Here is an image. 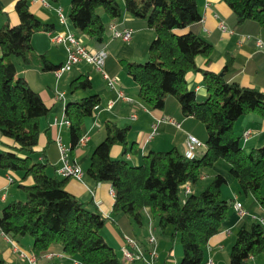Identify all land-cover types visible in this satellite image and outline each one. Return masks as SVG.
<instances>
[{
    "label": "trees",
    "instance_id": "trees-1",
    "mask_svg": "<svg viewBox=\"0 0 264 264\" xmlns=\"http://www.w3.org/2000/svg\"><path fill=\"white\" fill-rule=\"evenodd\" d=\"M10 1L0 0V15ZM224 1L232 9L228 25L247 33L253 43L259 37L264 41V0ZM124 2L125 9L119 0H71L69 15L79 34H85L103 48L107 43L106 33L111 37L112 33L109 23L102 19V11L115 19L113 22L122 18L124 10L128 11L132 18L124 26L134 30L133 36L137 31L150 33L145 60L121 59L126 61L128 73L139 85V99L149 108L172 116L180 126H185L187 120L198 122L203 129L201 139L189 134L198 137L205 150L193 158L176 146L151 150L141 163L133 164L126 158L111 155L113 144L127 143L128 127L110 121L106 123L105 137L91 152L87 173L95 181L112 184L115 201L111 218L121 234L134 237V222L143 223L145 214L150 220L157 217L163 231L172 227L174 232L181 233L180 264H204L209 240L221 230L235 208V199L222 196L228 179L221 172L214 173L200 192L187 191L186 186H195L218 160L225 159L240 192L251 193L254 202L264 210V146L246 152L234 128L236 120L247 112H257L264 118V92L242 85L237 78L238 69L228 61L221 72L202 69L208 95L198 100L196 91L188 85L187 74L198 68L196 57L209 56L214 44L198 32L202 13L197 1ZM15 9L20 21L17 24L7 21L0 27V132L15 143L12 148L0 151V168L22 170L24 176L31 175L34 181L21 184L25 199H13L3 206L0 230L16 240L31 236L33 253L41 264H60L53 260L55 256L46 258L54 244H60L66 255L81 264H124L102 233L109 217L93 200L85 201L69 191V177L49 174L46 164L31 155L39 140L40 118L50 108L40 93L23 76L17 75V64L12 57H20L24 66H39L44 70L54 71L60 64L38 52L32 40L35 32L50 30L53 23L39 18L30 9L28 0H16ZM112 41L126 45L130 40L117 37ZM259 52L264 56L263 49ZM109 58L108 54L106 59ZM91 87L89 74H80L71 80L70 93ZM99 108L101 96L97 93L67 103L65 116L70 120L72 147L83 136L84 118ZM52 143L61 157L57 139ZM182 193L186 194L184 198ZM118 215L120 220L115 221ZM151 230L154 228L150 225ZM261 253H264V223L260 216L249 213L239 219L230 249V264H245ZM63 257L64 254L58 256ZM0 264H9L1 251Z\"/></svg>",
    "mask_w": 264,
    "mask_h": 264
},
{
    "label": "crops",
    "instance_id": "crops-1",
    "mask_svg": "<svg viewBox=\"0 0 264 264\" xmlns=\"http://www.w3.org/2000/svg\"><path fill=\"white\" fill-rule=\"evenodd\" d=\"M28 1L30 9L39 18L45 22L53 23L50 30H40L33 34L34 47L38 52L45 53L53 63H63L67 58L66 47L63 43L55 41L54 37L58 32L69 30L79 34L70 18V8L69 14L66 15L64 8L61 6L65 15V22H62L56 10V4L51 5L50 0H46L49 5H46L42 0ZM51 1L55 2L59 0ZM196 1L202 13L198 32L214 44V48L209 56L200 54L196 57L198 68L189 71L187 74L188 85L196 91L198 100H204L208 95L202 69L221 72L228 61H231L232 66L238 69L237 78L242 85L253 86L264 92V56L259 52L261 50L260 47L251 41L247 33L238 32L235 28L228 25V18L232 14L231 7L224 0ZM15 2L16 0H11L4 7V13L0 15V27L7 21L11 24H17L20 21L18 12L15 9ZM131 18L132 15L124 10L122 18H119L116 22L122 28L125 27L124 23ZM102 19L107 24L115 20L108 14H102ZM222 23H225L227 27H222ZM149 36V32L137 31L133 38L129 42H126V45L122 41L113 42L112 38H106L107 43L105 46L111 58L105 60L103 68L108 73L113 70L114 73L112 74L120 77L119 87L126 96L132 98L131 100L117 97L116 91L109 87L103 70L95 64L86 61H80L74 66L73 73L65 72L68 75L64 73L59 79L52 73L53 70H44L39 66H24L22 62H16L17 75L23 76L30 86L40 93L50 108L49 112L40 118L39 140L31 152L33 159L45 163L49 174L62 176L60 168L64 161L59 157V151L55 144L52 143L53 140L61 138L67 159L70 162L77 163L83 170V177L81 179L74 176L69 177L67 189L85 201L93 200L102 213L106 217H109L102 229V233L115 249H119L122 252V256L125 236L120 233L118 227L113 222L114 220L111 218L113 216L112 208L115 201L112 184L107 181H95L87 173L91 152L106 135V123L113 121L120 126L128 127L127 143L113 144L111 155L115 158H126L133 164L141 163L143 157L151 150H167L176 146L184 152L189 133L196 134L200 139L201 133L203 134V129L198 122L187 120L185 126H178L173 123L172 119L174 118L172 116H168L160 109L149 108L139 99V85L128 73L126 61L121 59L126 57L131 60H145L147 55L145 50ZM86 44L94 49L99 48V44L95 41L93 44L87 42ZM230 57H232L231 60L229 59ZM90 64L96 69H92L89 66ZM118 65L119 67H117ZM86 73L89 74L92 80V87L86 91H78L74 94L70 93L71 80L80 74ZM60 90L64 92V99L57 98V92ZM91 93H97L101 96V108L84 118L82 130L85 141L72 147L70 124L57 123L56 119H62L65 116V108L69 101L79 99ZM111 99H115V102L112 107L108 108ZM234 128L236 133L241 136L242 145L246 152H249L253 148L264 146V118L257 112L251 111L241 115L236 120ZM14 145L13 139L3 136L0 132V151L8 150ZM204 150L205 145L203 144L198 146L196 151L197 154H202ZM228 169L229 163L220 159L209 169V173L202 175L201 180L195 186L189 187L192 191L203 189L209 183V180L212 179L213 174L217 172L224 173L227 176L228 182L233 183L236 179ZM33 181V177L31 175L24 176L22 170L0 168V212L9 201L18 198L23 199L26 192L21 184L29 185ZM227 197L225 196V198ZM231 198L241 201L236 190ZM243 205L251 214L264 218V214L254 212L251 207H248L244 203ZM257 207L263 210L258 204ZM114 218L115 221L120 220L119 215ZM239 219L238 211L236 208H233L228 219L224 221L221 230L209 240L206 255L207 257H212L215 264H230V253L226 255L225 253L228 251H225V248H227L228 240L230 241L229 251L235 242L236 237H232V235L234 229H237ZM150 225L153 226V224ZM125 228V226H122L124 232L127 233ZM153 228L155 227L153 226ZM133 231V236L144 248H147L149 246L147 242L148 236L145 237L137 234L134 223ZM178 242V231L174 232L172 227L166 228L160 238H157L158 257L156 264H179L180 258L183 255V249L177 250L175 246L177 245L179 248ZM33 243L32 237L24 236L16 240L5 235L0 230L1 255L9 264H28L26 255L33 253ZM52 252L64 254L63 258L55 256V259L61 260L59 261L60 264H62V260L65 257L71 260L65 254L60 244H54ZM146 255L149 256L147 252ZM250 259H254L255 264H264V253ZM38 263L41 264V261ZM125 263L147 264L143 259H136Z\"/></svg>",
    "mask_w": 264,
    "mask_h": 264
},
{
    "label": "built area",
    "instance_id": "built-area-1",
    "mask_svg": "<svg viewBox=\"0 0 264 264\" xmlns=\"http://www.w3.org/2000/svg\"><path fill=\"white\" fill-rule=\"evenodd\" d=\"M46 5L49 3L46 0H42ZM57 12L60 16L62 22H65V15L63 14V8L61 6L57 7ZM222 27H227L225 23H222ZM109 29L112 33L113 38H122L124 40H131L134 30L130 27H119V24L116 22L109 23ZM87 36L85 34H76L75 32L69 31H61L55 35L54 40L60 43H63L66 47L67 51V58L66 60L61 63L56 69H54V73L56 78L59 79L65 72H68L72 69L73 66L78 64L80 61H86L92 64H95L98 68L103 70L104 77L107 80V83L110 88L114 89L117 93V97L126 98L131 100V97L125 95L122 89L119 87L120 85V77L118 75L110 74L106 70H104L103 66L105 60L108 56V51L106 46L103 48H91L89 45L86 44L85 39ZM256 44L260 49L264 50V41L262 38H258ZM58 99H64V92L58 91L57 92ZM115 102V99H111L108 104V108L112 107ZM173 123L180 126L175 119H172ZM57 123H66L70 124V120L64 116L62 119H56ZM85 137L82 136L80 142H84ZM57 142L59 144V148L61 151V158L63 159L64 163L60 168V173L63 176L70 177L74 176L78 179L83 177V170L82 168L74 162H70L67 159L65 154V147L61 143V138H57ZM202 145V141L196 137L195 135L188 134L187 142H186V149L184 151L187 157L193 158L196 156L197 147ZM186 190L190 191V187L186 186ZM234 206L238 211L240 218L244 217L245 215L249 214L250 212L244 207L243 203L238 199H235ZM261 221L264 223V218L261 217ZM148 247L144 248V246L134 237L130 235L125 236V245L123 247V262H129L136 259H143L146 261L147 264H156V259L158 257V249H157V237L152 232L147 238ZM146 252L149 256L146 255ZM28 258V264H39L38 259L34 253L26 255ZM53 256H63V253L58 252H49L47 253L46 257L51 258ZM74 264H80V262L75 259ZM204 264H215L212 257H208Z\"/></svg>",
    "mask_w": 264,
    "mask_h": 264
},
{
    "label": "rangeland",
    "instance_id": "rangeland-1",
    "mask_svg": "<svg viewBox=\"0 0 264 264\" xmlns=\"http://www.w3.org/2000/svg\"><path fill=\"white\" fill-rule=\"evenodd\" d=\"M119 2H120V4L122 5V7H124V9H125V2H124V0H119ZM50 3H51V5H54V4H56V7H59V6H62L63 8H64V10H65V14L67 15V14H69V8H70V6H71V0H59V1H55V2H52L51 0H50ZM50 9L52 10V8L50 7ZM102 10V9H101ZM53 11V10H52ZM53 13H54V11H53ZM102 14H107L106 12H104V11H102ZM58 18H59V16H58ZM59 33V32H58ZM106 38L107 39H110L111 38V35H110V33L109 32H107L106 33ZM85 41L87 42V43H89V44H93L94 43V40L93 39H90V38H87V39H85ZM65 52H67L66 51V49H65ZM0 56H1V54H0ZM66 56H67V54H66ZM16 62H20L21 63V58L20 57H12ZM89 66H91L92 67V69H96V68H93V66L90 64ZM91 67H90V69H91ZM74 69H75V67L73 66V68L69 71V72H67V73H73L74 72ZM52 72V71H51ZM52 73H54V71L52 72ZM67 73H65L66 75H68ZM55 74V73H54ZM53 74V75H54ZM56 76V75H55ZM70 90V89H69ZM61 91V90H60ZM222 161H227V160H225V159H222ZM212 179H210L209 180V182L211 181ZM235 190L236 191H238V196L240 197V200L245 204V205H247L248 207H251L252 208V210L254 211V212H256V213H262V214H264V210H260V209H258V207H257V204L256 203H254V197H253V195L251 194V193H247V194H245V193H242V192H240V189H239V183H238V181H237V179H236V181L235 182H228V183H226V184H224V186H223V188H222V196L225 198V196H228L227 198L228 199H230L232 196H233V194H234V192H235ZM262 191H263V193H264V182H263V185H262ZM197 192H200V189L199 190H197ZM26 194V193H25ZM185 193H182V198H184L185 197ZM26 198V195H25V197L23 198V199H25ZM19 199V198H18ZM150 221H152V224H153V226L155 227L154 228V230H153V233L155 234V236L157 237V238H160V236L163 234V230L158 226V218L156 217V218H152L151 220L149 219V217H148V215L147 214H145V216H144V220H143V223H138V222H134V224H135V229H136V232H137V234H139L140 236H149L150 235ZM236 230L237 229H234V233H233V235H232V237H236ZM179 233V248H178V246L176 245L175 247L177 248V250L178 249H183L182 248V242H181V233L180 232H178ZM170 235H171V232H170ZM28 236V235H27ZM29 237H31V236H29ZM232 239V238H231ZM230 239V240H231ZM230 241L228 240L227 241V248H225V251H228L227 253H225L226 255L228 254V253H230V251H229V243ZM181 247V248H180ZM115 248V247H114ZM231 248V247H230ZM116 251L120 254L119 256H121V259L123 258V256H122V252L119 250V249H116ZM224 255V254H223ZM226 255H224V257H226ZM183 256V255H182ZM182 256H181V258H180V262H179V264L181 263V259H182ZM55 259V258H54ZM74 260L75 259H68V257H65L64 258V260H62L63 262H62V264H74ZM55 262H59V261H61V260H57V259H55L54 260ZM81 264V263H80ZM126 264V263H125ZM245 264H255V260L254 259H249Z\"/></svg>",
    "mask_w": 264,
    "mask_h": 264
}]
</instances>
